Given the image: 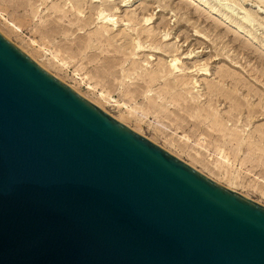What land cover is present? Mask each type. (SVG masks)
Returning <instances> with one entry per match:
<instances>
[{"label":"water","instance_id":"95a60500","mask_svg":"<svg viewBox=\"0 0 264 264\" xmlns=\"http://www.w3.org/2000/svg\"><path fill=\"white\" fill-rule=\"evenodd\" d=\"M0 264H264V205L0 32Z\"/></svg>","mask_w":264,"mask_h":264},{"label":"rangeland","instance_id":"374dc122","mask_svg":"<svg viewBox=\"0 0 264 264\" xmlns=\"http://www.w3.org/2000/svg\"><path fill=\"white\" fill-rule=\"evenodd\" d=\"M263 3L0 0V32L119 121L264 205Z\"/></svg>","mask_w":264,"mask_h":264},{"label":"bare ground","instance_id":"6f19581e","mask_svg":"<svg viewBox=\"0 0 264 264\" xmlns=\"http://www.w3.org/2000/svg\"><path fill=\"white\" fill-rule=\"evenodd\" d=\"M124 1V0H123ZM198 1V0H197ZM262 2V1H261ZM264 4V3H263ZM210 8H211V6H209ZM211 10H212V8H211ZM131 19V18H130ZM224 19L225 20H227L228 18L226 17V16H224ZM248 19V18H247ZM148 19H146V21H147ZM237 24H239V23H234V26L235 27H239V25H237ZM253 38V37H252ZM171 61H172V64H170L174 69H177V64H176V61H178V58H174L173 57V59H171ZM176 71V70H175ZM232 78V77H231ZM244 105V104H243ZM251 111H253V108H251ZM258 111V110H257ZM242 140V139H241ZM263 141V140H262ZM243 147V146H242ZM240 148V147H239ZM238 148V149H239Z\"/></svg>","mask_w":264,"mask_h":264}]
</instances>
